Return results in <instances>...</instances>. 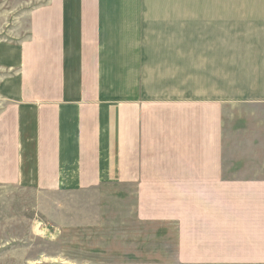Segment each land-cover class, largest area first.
<instances>
[{
	"label": "crops",
	"instance_id": "1",
	"mask_svg": "<svg viewBox=\"0 0 264 264\" xmlns=\"http://www.w3.org/2000/svg\"><path fill=\"white\" fill-rule=\"evenodd\" d=\"M21 7L0 38V188L133 185L140 220L186 231L199 185L201 264H264V0L203 6L217 26L189 76L188 0Z\"/></svg>",
	"mask_w": 264,
	"mask_h": 264
},
{
	"label": "rangeland",
	"instance_id": "2",
	"mask_svg": "<svg viewBox=\"0 0 264 264\" xmlns=\"http://www.w3.org/2000/svg\"><path fill=\"white\" fill-rule=\"evenodd\" d=\"M24 1L0 0V38L7 30L23 34ZM211 1L217 0H188V76L199 71L202 39L207 43L214 37L216 19H201L202 13L216 10L203 7ZM191 89L199 93V88ZM192 187L184 201L186 231H179L177 222L140 220L133 185L50 194L0 188V264H201L199 216L195 217L200 188ZM162 206L178 213L186 207L179 199L169 209Z\"/></svg>",
	"mask_w": 264,
	"mask_h": 264
},
{
	"label": "water",
	"instance_id": "3",
	"mask_svg": "<svg viewBox=\"0 0 264 264\" xmlns=\"http://www.w3.org/2000/svg\"><path fill=\"white\" fill-rule=\"evenodd\" d=\"M52 264H63V263H56V262H54V263H52Z\"/></svg>",
	"mask_w": 264,
	"mask_h": 264
}]
</instances>
